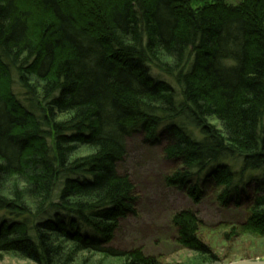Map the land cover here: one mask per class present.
Segmentation results:
<instances>
[{
    "label": "trees",
    "instance_id": "obj_1",
    "mask_svg": "<svg viewBox=\"0 0 264 264\" xmlns=\"http://www.w3.org/2000/svg\"><path fill=\"white\" fill-rule=\"evenodd\" d=\"M135 134L176 164L166 186L244 209L224 241H264V0H0V258L167 264L112 246ZM172 223L223 264L192 211Z\"/></svg>",
    "mask_w": 264,
    "mask_h": 264
},
{
    "label": "rangeland",
    "instance_id": "obj_2",
    "mask_svg": "<svg viewBox=\"0 0 264 264\" xmlns=\"http://www.w3.org/2000/svg\"><path fill=\"white\" fill-rule=\"evenodd\" d=\"M237 5L242 0H224ZM152 75L156 76V70ZM161 77L159 74H157ZM171 84L170 78L163 76ZM141 134L133 135L126 143V156L118 166V172L126 174L137 196L136 215L120 222L113 237V249L130 251L140 249L145 255L159 258L167 264H193L194 254L177 243V231L172 225L176 213L192 211L201 222V238L208 243L223 264L250 258L264 260V241L254 237H238L224 241L217 231L223 227L237 226L245 219L244 209L223 208L209 192L199 203L193 201L182 190L166 186V177L176 169V164L167 161L161 146L144 144ZM234 170L239 163L227 162ZM258 177L260 174L251 173ZM0 264H23L8 256H1ZM77 264H81L77 263ZM82 264H117L100 257L89 258Z\"/></svg>",
    "mask_w": 264,
    "mask_h": 264
},
{
    "label": "water",
    "instance_id": "obj_3",
    "mask_svg": "<svg viewBox=\"0 0 264 264\" xmlns=\"http://www.w3.org/2000/svg\"><path fill=\"white\" fill-rule=\"evenodd\" d=\"M230 264V263H225ZM231 264H264V260H241L237 262H231Z\"/></svg>",
    "mask_w": 264,
    "mask_h": 264
}]
</instances>
